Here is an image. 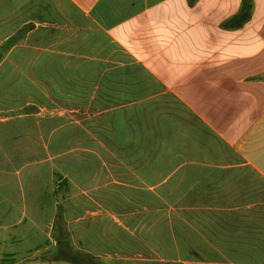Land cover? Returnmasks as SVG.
<instances>
[{
	"label": "crops",
	"instance_id": "crops-1",
	"mask_svg": "<svg viewBox=\"0 0 264 264\" xmlns=\"http://www.w3.org/2000/svg\"><path fill=\"white\" fill-rule=\"evenodd\" d=\"M243 1L0 0V46L33 25L0 62V264H57L53 230L68 199L83 211L66 224L78 231L74 244L83 251L96 244L93 233L87 237L93 222L106 217L122 224L90 196L97 185L83 190L70 180L75 194L68 196L65 186L62 195L68 176L53 173L51 136L40 125L45 118L69 121L54 111L77 112L60 106L74 101L90 104L73 121L83 125L104 88L156 117L162 132L170 128L167 121L176 123L171 130L199 153L160 159L158 152L149 159V148L165 152L164 144H152L129 164L127 155L107 151L168 206L135 209L143 219L158 215L130 232L139 251H88L96 261L264 264V0H252L251 19L241 28H222ZM16 71L59 107L40 105L38 114L23 115L18 88L4 89L20 85ZM149 103L156 109L141 108ZM86 197L95 208L84 205Z\"/></svg>",
	"mask_w": 264,
	"mask_h": 264
},
{
	"label": "trees",
	"instance_id": "trees-1",
	"mask_svg": "<svg viewBox=\"0 0 264 264\" xmlns=\"http://www.w3.org/2000/svg\"><path fill=\"white\" fill-rule=\"evenodd\" d=\"M198 1L188 0V3L193 6ZM252 8L253 1L244 0L239 14L224 22L222 28L226 30L241 28L251 19ZM32 29L33 25L23 27L16 35L0 46V62L5 60L8 52L14 46L25 40L27 33ZM19 75L20 71H16L13 74V79L15 80ZM19 83L20 85L18 86H14V84L13 87L8 85L4 89L7 88V93L11 94L12 92L15 93L18 88L21 97L20 106H24L20 111L23 115L38 114L40 105H44L49 109L59 107L55 102L49 100L38 87L30 83L24 75H20ZM82 92H79L80 95H82ZM100 92V99L95 100L93 108L90 107L89 109L90 116L95 112L94 116L86 118L83 125L72 121H60L57 117L45 118L40 122V125L45 129L48 128L47 135L50 134L51 136L48 141V152L52 158L53 173L59 177L68 176V179L63 181L62 195L65 194V186L68 188V196L75 194L70 180L83 190H91L97 185L99 190L91 192L90 196L102 208L110 210L121 217L122 224L113 219L101 217L99 221L89 225L87 237L90 239L91 233H93L96 244L93 247L89 245L84 249L89 252L99 251L101 253L125 255L129 252H137L141 248V244L130 233L135 226L141 221L154 222L158 217V215L149 214L143 219L145 215L134 213L135 209L163 210L168 205L151 191L128 167H125L107 151L118 155L120 158H123L124 154L127 155L129 164H135L142 154L141 148L152 147V144H164L162 150L164 149L165 152L160 151L161 149L159 148L158 150L149 148L145 151L149 159L156 158L158 152L160 155L162 153L165 154L160 156L161 159L165 156L169 158L177 157L178 153L181 155V153L188 151H191V155H194L199 153V151L197 149L189 150L187 148L188 145L184 144V136H179L176 133L177 131L171 130L173 125L177 126L176 123L167 121L166 123L170 128L162 132L159 128H156V117L145 116L143 112L139 111L138 106L127 107V105L132 103L130 101L127 102V96H112L110 91L105 88ZM88 93L85 91L84 97H87ZM28 94L32 97L22 100ZM27 103L31 104L26 105ZM88 105L90 104H87V102L77 104L75 101L68 104H60L62 107H71L73 109H85ZM141 108L156 109L154 103H149ZM150 113L152 114V111ZM183 120L188 121V118ZM35 124L37 125L36 122ZM105 146L108 148L105 149ZM184 146L186 149L183 148ZM83 149L99 152L101 159L88 151H83ZM104 162L108 166L102 169ZM159 164H161L160 160L157 162V166ZM138 167L139 164L133 168L136 169ZM153 168V166L150 167V169ZM99 172H101V175L96 183L93 178ZM83 203L90 208L93 205L87 197ZM93 207L95 208V205ZM76 208L79 207H76L73 199H68L67 201V212L62 206L59 208L53 230V239L56 240L57 247L53 251L52 262L57 264H103L99 260L96 261L97 258L93 257L91 253L79 249L80 246L77 247L74 244L78 231H71L66 224L67 220H75L82 216L83 211ZM76 210L78 211L77 213L75 212ZM171 217L173 216L171 215ZM172 220L176 221V218L173 217ZM127 228H129V231H127ZM114 264L122 263L116 261Z\"/></svg>",
	"mask_w": 264,
	"mask_h": 264
},
{
	"label": "rangeland",
	"instance_id": "rangeland-1",
	"mask_svg": "<svg viewBox=\"0 0 264 264\" xmlns=\"http://www.w3.org/2000/svg\"><path fill=\"white\" fill-rule=\"evenodd\" d=\"M86 109H88V107ZM54 112L57 113V114L64 115L65 116V117H63L64 119H68L69 121H72V122L81 120V118H82L81 115L83 114L81 109L78 110L77 112H75V111L66 112V110H63V109L62 110L58 109L57 111H54ZM45 114H46V112H42V115H45ZM260 136H261L262 139L264 138V137H262V135H260ZM262 142L264 143V141H262ZM255 156L258 157L257 154H255ZM115 217L118 220L120 218V216H118L116 214H115Z\"/></svg>",
	"mask_w": 264,
	"mask_h": 264
}]
</instances>
